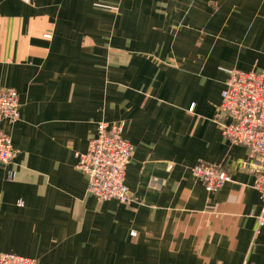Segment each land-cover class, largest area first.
<instances>
[{
	"label": "crops",
	"instance_id": "crops-1",
	"mask_svg": "<svg viewBox=\"0 0 264 264\" xmlns=\"http://www.w3.org/2000/svg\"><path fill=\"white\" fill-rule=\"evenodd\" d=\"M228 69L264 71V0H0V88L20 101L19 120L0 121L16 149L0 165V251L264 264L258 164L219 125ZM101 120L124 121L133 145L130 203L97 200L75 166ZM199 160L230 181L206 191Z\"/></svg>",
	"mask_w": 264,
	"mask_h": 264
},
{
	"label": "built area",
	"instance_id": "built-area-1",
	"mask_svg": "<svg viewBox=\"0 0 264 264\" xmlns=\"http://www.w3.org/2000/svg\"><path fill=\"white\" fill-rule=\"evenodd\" d=\"M50 37V34H45ZM226 85L218 106L222 135L233 143L248 147L257 161L254 182L261 199L255 232L264 225V71L228 69ZM19 94L13 87L0 88V121L20 118ZM192 109V107H191ZM124 121H98L96 133L86 151H77L76 168L87 178V191L99 201L116 199L122 203L134 200L125 183V171L133 145L123 137ZM16 155L11 136L0 128V165L9 164ZM206 191L216 192L230 181L223 168L199 160L191 168ZM14 171H10L13 177ZM0 264H37L35 258L0 251Z\"/></svg>",
	"mask_w": 264,
	"mask_h": 264
}]
</instances>
